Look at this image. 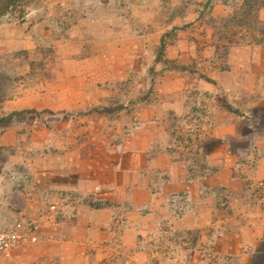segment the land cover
<instances>
[{"label":"crops","instance_id":"1","mask_svg":"<svg viewBox=\"0 0 264 264\" xmlns=\"http://www.w3.org/2000/svg\"><path fill=\"white\" fill-rule=\"evenodd\" d=\"M136 3L53 47L0 33V228L38 238L0 264H163L178 210L215 252L181 264H264V3L227 53Z\"/></svg>","mask_w":264,"mask_h":264},{"label":"rangeland","instance_id":"2","mask_svg":"<svg viewBox=\"0 0 264 264\" xmlns=\"http://www.w3.org/2000/svg\"><path fill=\"white\" fill-rule=\"evenodd\" d=\"M136 1L0 0V33L10 30L24 35L31 33L39 48L44 43L53 47L57 40L62 37L68 39L77 29L86 27L83 22L91 21L97 16L132 14ZM168 1L170 0H164V13L172 20L177 18L180 29L195 26L196 31H202L206 36V27L211 28L217 23L224 26L223 29L227 32L222 39L226 43V53L236 43L233 39L234 29L250 31L260 27L259 10L264 3V0H173V6L169 7ZM243 40L246 41L245 38ZM171 202L174 203L172 207L177 208L175 201H170L169 204ZM178 218L182 219L179 210L177 215H163L160 230L156 235L150 233L147 237L158 241L159 245L152 250L164 257L163 264H170V257H177L181 264L188 257L205 258L206 262V256H215L213 248H208L206 244V228L193 231L176 229L175 220ZM195 220L200 222L201 217H196ZM141 235L138 236L139 240Z\"/></svg>","mask_w":264,"mask_h":264},{"label":"built area","instance_id":"3","mask_svg":"<svg viewBox=\"0 0 264 264\" xmlns=\"http://www.w3.org/2000/svg\"><path fill=\"white\" fill-rule=\"evenodd\" d=\"M17 229H21L22 225L18 224ZM38 238L32 228L26 232L7 231L0 228V256L11 258L13 252L26 244L37 243Z\"/></svg>","mask_w":264,"mask_h":264}]
</instances>
